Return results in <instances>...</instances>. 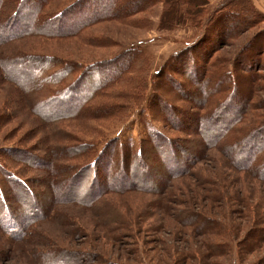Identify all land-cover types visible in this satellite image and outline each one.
<instances>
[{"label":"trees","instance_id":"trees-1","mask_svg":"<svg viewBox=\"0 0 264 264\" xmlns=\"http://www.w3.org/2000/svg\"><path fill=\"white\" fill-rule=\"evenodd\" d=\"M61 1L0 0V89L12 87L17 109L38 118L42 128L81 119L124 122L143 104L161 127H152L137 146L115 138L95 143L74 137L55 148L44 145L45 156L20 148L0 151L2 237L27 244L35 264H98L82 252L51 243L50 236H37L34 228L54 217L57 207L96 211L106 195H160L213 150H224L231 167L264 183V15L251 0H226L211 10L210 0H69L54 9ZM158 6L157 32L190 26L202 33L150 77V60L139 47L84 63L43 45L74 41L73 47L116 46L92 28L109 22L149 28L141 16ZM250 31L231 57L218 55ZM212 100L216 103L208 118ZM11 164L21 169H9ZM55 166L65 175L58 178L60 186L51 178ZM30 173L34 178L27 177ZM108 207L98 215L107 227L108 217L121 221ZM222 228L213 222L209 230ZM37 241L47 247L39 248Z\"/></svg>","mask_w":264,"mask_h":264},{"label":"rangeland","instance_id":"rangeland-1","mask_svg":"<svg viewBox=\"0 0 264 264\" xmlns=\"http://www.w3.org/2000/svg\"><path fill=\"white\" fill-rule=\"evenodd\" d=\"M224 1L210 0L208 9ZM251 1L264 15V0ZM68 3L69 0H63L54 9ZM160 13L161 6H158L150 15L141 16L147 19L149 28L145 24L135 27L114 22L92 28L95 34L110 37L116 46L73 47L77 45L74 41H47L43 45L51 53L68 55L84 63L106 60L124 48L139 47L150 60L147 71L150 77L202 33L190 26L159 33L156 26ZM251 33L224 47L218 55L231 57ZM26 46L34 47L31 43ZM0 90V151L20 148L45 156L44 145L55 148L70 143L74 137L95 143L115 138L137 146L151 133L152 127H161L151 120L147 105L143 104L124 122H111L109 118L98 122L81 119L42 128L38 118L17 109L12 87L4 85ZM147 93L151 94L152 89L148 88ZM261 97L263 100L264 94ZM215 103V100L208 103L210 109L205 114L208 118ZM95 149L100 151L102 143ZM257 155L261 160L263 156ZM56 167L51 178L61 180L65 175ZM9 169L21 167L11 164ZM34 175L30 173L27 177L34 178ZM102 202L105 204L99 203L100 209L96 211L57 207L54 217L34 228L35 232L43 238L50 236L48 240L60 248L84 253L85 259L97 260L98 264H264V233L261 232L264 231V183L231 167L224 150L208 152L192 166L188 176L169 183L160 195L118 192L106 195ZM106 205L108 209L113 207L115 211L111 213L121 219L108 217V227L105 219L98 216ZM213 222L223 228L209 230ZM257 232L262 234L256 235ZM215 245H219V251L214 250ZM36 246L45 249L47 244L37 241ZM29 249L25 243L9 242L0 235V264H35L29 258Z\"/></svg>","mask_w":264,"mask_h":264},{"label":"crops","instance_id":"crops-1","mask_svg":"<svg viewBox=\"0 0 264 264\" xmlns=\"http://www.w3.org/2000/svg\"><path fill=\"white\" fill-rule=\"evenodd\" d=\"M256 6V5H255ZM257 7V6H256Z\"/></svg>","mask_w":264,"mask_h":264}]
</instances>
